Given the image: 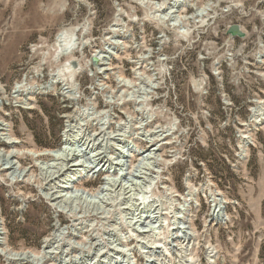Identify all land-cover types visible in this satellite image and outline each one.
Listing matches in <instances>:
<instances>
[{"label": "rangeland", "instance_id": "374dc122", "mask_svg": "<svg viewBox=\"0 0 264 264\" xmlns=\"http://www.w3.org/2000/svg\"><path fill=\"white\" fill-rule=\"evenodd\" d=\"M179 6L174 28L134 0H0V122L19 140L20 166L37 178L14 181L0 166L8 249L41 252L58 224L67 229L46 264H264V0ZM123 12L124 29L112 39L120 45L105 73L93 55L108 47L105 32ZM234 24L245 37L228 33ZM65 27L89 39L76 59L90 67L78 71L76 97L61 93L62 85L41 94L37 88L61 64L43 63L44 55ZM84 109L77 124L86 135L109 132L96 145L102 156L128 165L103 169L77 151L71 160L95 170L76 188L91 194L107 174L117 181L105 200L71 199L73 215L41 193L42 172L28 151L63 146L67 116ZM10 146L2 142L0 151ZM136 166L144 167L132 172ZM184 232L194 240L178 250ZM2 249L0 264H29Z\"/></svg>", "mask_w": 264, "mask_h": 264}, {"label": "bare ground", "instance_id": "6f19581e", "mask_svg": "<svg viewBox=\"0 0 264 264\" xmlns=\"http://www.w3.org/2000/svg\"><path fill=\"white\" fill-rule=\"evenodd\" d=\"M134 1L138 2L140 5L154 8V11L151 13L153 15V18H157L160 21L162 20L163 22H170L172 23L170 25H173L174 28H176V2L180 3V6H181L183 2H186L187 0H163L162 3L156 2V1H150V0H134ZM123 17H124V12L118 15L117 22L111 24L109 29L105 32L104 41L106 45H108V47L103 48L99 51H96L95 54L93 55V58L95 57L97 60H100L99 65L98 63L97 65L100 67V71L104 70L103 72L105 73L111 70L110 66L112 65L111 63L113 62L112 54H116V52L113 49H117L118 48L117 45H120L119 41L117 40L112 41V39L114 38L116 39L117 36H120L118 34V31H121L122 29H124V23L122 22ZM134 20L135 19L133 18V21ZM77 31H78L77 27H65L63 31L56 37V40L53 43L54 48L51 49V51H47L45 53L44 58H43L44 59L43 63H46L45 57H51V62H52L51 65L57 66L60 63L61 64L59 67H57L56 70L51 71L49 73V81L47 85L39 86L37 88V90L40 91L41 94L56 91L57 86L62 85L61 93H64L65 95L67 94L72 97H76V93H77L78 85H79L78 82H79V77H80V74L78 71L82 69L87 70L88 67H90L89 65L91 62L90 60L83 62V59L82 60L76 59L77 54L84 52V49L89 43L88 38H85V37L83 39L75 38V33ZM112 50L114 51V53H110ZM123 81L126 84L130 83L129 80L127 79H123ZM15 92L16 94L20 92L19 86L16 87ZM25 102H27V100H25ZM85 114H86V110L84 109L82 112H79V114H77V117L75 118L74 116H71L70 114H69L70 116H67L68 125L64 133L65 139L63 142V146H61L60 148L47 149L45 151H35V150L28 151V153L33 155L35 165L38 166L42 172L41 173L42 183L39 186L41 193L50 202L51 205L57 207L58 209L61 208L60 209L61 211H67L73 215L75 214L76 209L70 204H68V202L71 199H73V203H71L72 205L75 204L74 201L78 202L79 199L90 202L91 205L93 203H96L97 201H101V199L105 200L107 197H110L109 195H111L112 192L115 190L114 186L116 185V181H117V179H115L116 176L114 175V173L109 174V175L107 174L108 179L105 178L107 180V183L105 184L104 182L99 188L96 189V191L94 192L91 191V194H88V191L84 189L76 188L75 184H77L82 179L83 176L91 174V171L95 170V169H92L93 168L92 166L91 167L88 165L85 166L84 163L80 164L78 161L71 160L73 155H77L76 154L77 151L83 152V153H79L81 155L82 154L89 155L88 158L93 159L92 163H96L97 166H102L103 169L107 168L108 170H110L116 166L114 164H120V163H122V165L127 164L125 159L119 160V162L114 163L112 162V159H113L112 157L110 158L108 157L107 159L106 155L102 156V153H103L102 149L101 148L99 149L96 145L100 144V142L104 143V141L109 139L110 137L109 132H106V131L103 132L104 131L103 129V131L100 133L92 134L89 132V134L86 135L84 133L85 130L83 131L82 125L77 124V122L81 120L82 118L80 116L85 115ZM261 114H264V113H261ZM98 116L99 115H97V117ZM121 128L122 127L119 125V129ZM2 130H3V133H2ZM9 130L11 131V127L4 124L3 122H0V143L2 142L9 143L11 144L10 147L12 148L7 152L0 151V166L3 165V167L6 168L5 170L12 171V172H9V175H10V178L12 177V180L14 181L15 180L25 181L27 179L29 180L35 179L36 177L34 176V174H32L31 169H29L28 167L23 168L20 166L17 158L20 155H22L23 152H20V150L15 149V146L19 143V140L16 137H13L11 134L9 135L8 134ZM80 143H82V145L80 146L82 150H77L76 145ZM242 146H243L242 147L243 152H245L246 144H243ZM119 148L122 150V152H125L126 150L124 149V146L119 147ZM130 153H131L130 155H128V153H125L126 156L124 157H127V155L130 157H134V152H130ZM145 153L146 152H140L139 155L142 156ZM148 153L144 157L148 158L149 155L152 154V153L150 154ZM41 156H45V158L46 156H48V160H41L40 159ZM140 167L143 168L144 166H140ZM140 167L136 166V169L133 168L132 172H136L138 171V169L141 170ZM94 173H96V171H94ZM119 183L120 182H118V184ZM73 187L76 189L74 190ZM66 207L69 209L66 210ZM102 207H104L105 209L106 206L103 205ZM76 220L77 218L74 219V221ZM2 223H3V220L0 218V245L3 247L1 251H3V253L5 254H8L12 260H18L21 262H29V264H46L47 259L52 258V254L57 253L56 250H52V249L53 248L60 249L59 247L60 242L58 240V234L61 233L63 230L67 229V228L64 229L62 225L57 224V228L54 232L53 237H47L44 239V242H43L44 250H42L41 252H34V251H22V252L15 251L14 252L13 250L8 249L6 246V242H5L6 240L4 241L5 238H3L5 231L3 232V229L1 228ZM131 223L133 222H130V225H132ZM70 226L72 227L74 226V224ZM184 234H186V232H184L182 235L176 236V249L178 250L182 249V246L186 244L185 242H187V245H190V246H191V243H193L194 238L192 236L188 237L187 235L188 232L185 235L186 237H182Z\"/></svg>", "mask_w": 264, "mask_h": 264}, {"label": "water", "instance_id": "95a60500", "mask_svg": "<svg viewBox=\"0 0 264 264\" xmlns=\"http://www.w3.org/2000/svg\"><path fill=\"white\" fill-rule=\"evenodd\" d=\"M228 33L234 37L238 36V37L243 38L246 36V33L242 30L241 26L238 24H234L230 26V28L228 29ZM96 62H97V59L93 58V63L96 64Z\"/></svg>", "mask_w": 264, "mask_h": 264}]
</instances>
